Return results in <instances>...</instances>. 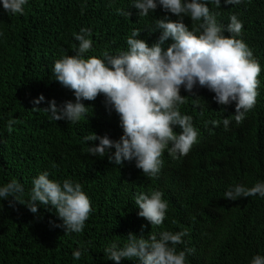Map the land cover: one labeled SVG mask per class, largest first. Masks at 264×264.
Returning <instances> with one entry per match:
<instances>
[{
    "label": "trees",
    "instance_id": "trees-1",
    "mask_svg": "<svg viewBox=\"0 0 264 264\" xmlns=\"http://www.w3.org/2000/svg\"><path fill=\"white\" fill-rule=\"evenodd\" d=\"M135 0H27L23 14L7 13L0 0V187L12 180L23 186L15 208L0 198V264H116L105 251L113 243L123 248L128 234L149 239L162 232L187 231L177 252H186V264H251L264 257V197L259 194L236 201L225 193L236 185L246 188L264 183V0H242L221 6L208 2L219 25L236 15L243 23L242 39L261 66L255 106L235 121L236 102L220 105L215 93L198 84L191 93L181 87L182 115L192 117L197 143L186 156L173 157L168 149L157 177L136 167L135 160L122 165L92 156L88 149L99 140L85 136L107 135L113 141L123 135L118 114L106 109L104 97L82 101L87 114L77 123L55 121L44 109L55 100L57 107L75 102L73 91L55 80L54 63L75 55L79 41L74 34L91 30L92 48L85 58L128 51L127 39L135 29L149 46L158 41L156 21L168 16L162 6L147 16L132 6ZM117 9L129 11L122 16ZM189 30L199 22L185 17ZM156 31V32H153ZM199 34V32H197ZM225 36L231 34L225 31ZM166 41L163 49L172 43ZM259 79V78H258ZM43 95L38 104L34 101ZM38 108V109H35ZM230 124L225 130L223 119ZM14 121L9 130V121ZM212 121H219L215 127ZM177 133L181 131L177 126ZM171 147V145H169ZM48 172L49 178L79 183L89 197L92 212L80 233L66 232L56 210L38 207L32 213L33 180ZM159 191L168 204L159 226L140 217L135 198ZM11 199V198H9ZM81 251L80 259L73 253ZM120 264H140L122 258Z\"/></svg>",
    "mask_w": 264,
    "mask_h": 264
},
{
    "label": "clouds",
    "instance_id": "clouds-1",
    "mask_svg": "<svg viewBox=\"0 0 264 264\" xmlns=\"http://www.w3.org/2000/svg\"><path fill=\"white\" fill-rule=\"evenodd\" d=\"M208 2L221 6V0H135L132 6L140 10V16L155 12L159 4L178 19L173 21L168 16L158 19L156 29L161 34L151 46L144 39L136 38L141 35L139 29L133 30L127 39L128 51L118 56L105 53L104 59L85 58L84 54L92 48L91 39L86 38L91 30L81 28L79 34H74L79 41L76 54L57 60L53 67L55 80L73 91L75 102L66 101L57 107L53 100L44 110L55 121L77 123L88 110L82 101H95L103 95L106 109L118 114L123 135L117 141L107 135L85 136V142L99 140V145L89 147V154L105 157L115 148L114 154L108 155L109 162L119 166L124 161L135 160L136 167L149 177H157L161 171V157L166 148L173 157L186 156L197 143L198 131L192 117L179 111L185 98L180 94L182 86L189 93L197 84L206 87L215 93L214 99L220 105L236 102L234 118L241 123L245 113L256 104L261 66L246 43L236 38L241 35L242 21L232 15L226 28L219 25ZM26 3L27 0H2L4 11L14 15L23 14ZM224 3L238 5L242 0H224ZM117 13L131 15L122 9H117ZM185 17L199 22L198 29L189 30L183 22ZM225 31L231 35L225 36ZM169 39L173 42L165 50L162 45ZM43 100L41 95L34 103ZM13 123L9 121V130ZM211 123L219 126V121ZM229 124L230 120L224 118L225 130ZM177 126L181 129L179 133L174 130ZM33 185L26 206L32 213H37L40 206L51 205L63 220L66 232L83 231L92 206L81 184L65 179L61 185L44 172L33 180ZM23 191V186L12 180L0 187V198L15 208L20 203L17 194L22 195ZM257 194L264 197V183L258 182L251 188L236 185L225 193V198L236 201ZM162 197L161 192L155 191L135 198V205L140 209L138 215L151 225L159 226L165 219L168 204ZM185 235L186 230L175 234L165 231L159 239L156 235L144 239L142 234L129 233L123 248L113 243L105 251L116 264L122 258L138 259L140 264H186V252H177L175 247L183 242ZM81 256V251L73 253L74 259ZM251 264H264V257L254 256Z\"/></svg>",
    "mask_w": 264,
    "mask_h": 264
}]
</instances>
